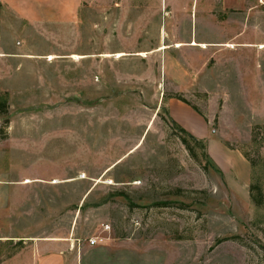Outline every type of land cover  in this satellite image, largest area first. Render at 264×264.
Wrapping results in <instances>:
<instances>
[{
	"label": "rangeland",
	"instance_id": "1",
	"mask_svg": "<svg viewBox=\"0 0 264 264\" xmlns=\"http://www.w3.org/2000/svg\"><path fill=\"white\" fill-rule=\"evenodd\" d=\"M78 1L0 9V264H264V0Z\"/></svg>",
	"mask_w": 264,
	"mask_h": 264
},
{
	"label": "crops",
	"instance_id": "2",
	"mask_svg": "<svg viewBox=\"0 0 264 264\" xmlns=\"http://www.w3.org/2000/svg\"><path fill=\"white\" fill-rule=\"evenodd\" d=\"M45 1L58 2L60 0H0V9H3L2 13L6 14V9L27 6L41 7L40 3ZM223 2L227 6L231 4V0H223ZM169 110L176 122L200 139H206L207 132L203 129L201 119L191 108L186 105L170 103ZM184 116L191 119L193 126L188 125ZM208 145L210 154L222 165L224 153L216 154L215 146L211 145L210 141H208ZM80 259L79 247L75 242L66 239H43L36 240L30 246H25L20 252L11 256L2 264H80Z\"/></svg>",
	"mask_w": 264,
	"mask_h": 264
},
{
	"label": "trees",
	"instance_id": "3",
	"mask_svg": "<svg viewBox=\"0 0 264 264\" xmlns=\"http://www.w3.org/2000/svg\"><path fill=\"white\" fill-rule=\"evenodd\" d=\"M171 98H174L184 104H188L185 100L182 99V97L180 95H173ZM7 103H6V99L2 96L0 98V116H3L4 114H6L7 112ZM171 123L173 125H176L174 121H171ZM177 126V125H176ZM177 130L184 135L185 137L181 139L182 144L188 149L190 150L189 147V143L195 144L203 149H205V143L203 140H199L196 139L195 137H193L192 135H190L189 133H187L184 129H182L181 127L177 126ZM205 158H207V154L205 155ZM122 196V195H120ZM251 199L253 201L254 204L256 205H260L261 202V198L259 196H255V195H251Z\"/></svg>",
	"mask_w": 264,
	"mask_h": 264
},
{
	"label": "bare ground",
	"instance_id": "4",
	"mask_svg": "<svg viewBox=\"0 0 264 264\" xmlns=\"http://www.w3.org/2000/svg\"><path fill=\"white\" fill-rule=\"evenodd\" d=\"M190 46L199 47V48H201V49H205V48H206V45H203V44L197 45L195 42L191 43ZM180 47H181V45H176V46H174V48H176V49H178V48H180ZM227 48L231 49V48H233V47H232L231 45H228ZM260 48H261V47H260ZM162 49H165V48L163 47ZM121 56H122V54H116V55H115V58H120ZM139 56L144 57V54H141V55H139ZM51 58H52V57H51Z\"/></svg>",
	"mask_w": 264,
	"mask_h": 264
},
{
	"label": "built area",
	"instance_id": "5",
	"mask_svg": "<svg viewBox=\"0 0 264 264\" xmlns=\"http://www.w3.org/2000/svg\"><path fill=\"white\" fill-rule=\"evenodd\" d=\"M95 244H96V239H94V238H92V239H90V240L88 241V245H89L90 247L94 246Z\"/></svg>",
	"mask_w": 264,
	"mask_h": 264
}]
</instances>
